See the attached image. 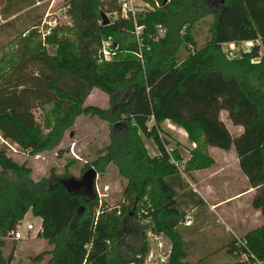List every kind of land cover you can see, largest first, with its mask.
Returning <instances> with one entry per match:
<instances>
[{"label": "trees", "instance_id": "obj_1", "mask_svg": "<svg viewBox=\"0 0 264 264\" xmlns=\"http://www.w3.org/2000/svg\"><path fill=\"white\" fill-rule=\"evenodd\" d=\"M147 1L152 8L135 16L141 24L136 39L131 18L103 22L102 1L67 0L72 37L52 27L42 41L53 44L52 51L29 53L37 64L35 74L0 86L2 139L35 153L57 145L77 115L95 114L109 122V140L90 164L100 171L113 162L127 177L125 206L101 207L96 213L93 189L90 194L67 189L63 177L52 175L34 180L29 167L0 146V234L29 209L40 218L36 234L51 244L44 264H139L147 251L146 229L171 240L159 264H192L184 259L174 228L185 215L184 206H201L204 200L175 165L180 156L174 146H166L159 126L164 118L180 125L191 141L199 140L182 172L212 164L203 145L231 147L248 185L259 190L251 204L264 215V55L251 61L253 48L228 58L220 47L221 41L254 37L264 44V0ZM104 10L118 11V6L108 0ZM205 15L212 18L208 37L196 47L191 30ZM158 25L161 34L155 32ZM107 37L114 52L98 59L100 41ZM181 43L190 48L178 58ZM94 86L107 94L108 107L82 104ZM221 109L241 126L238 133L227 129ZM141 134L152 139L156 153L146 152ZM139 210L145 221L138 218ZM128 225L135 241H126ZM223 247L233 264H249L251 255L264 264V222L239 237L232 235Z\"/></svg>", "mask_w": 264, "mask_h": 264}, {"label": "rangeland", "instance_id": "obj_2", "mask_svg": "<svg viewBox=\"0 0 264 264\" xmlns=\"http://www.w3.org/2000/svg\"><path fill=\"white\" fill-rule=\"evenodd\" d=\"M100 1L103 6L98 10L109 19L112 11L104 10L108 0ZM211 19V15H205L193 23L191 33L196 47L203 45L207 39ZM52 27L58 28V34L72 37L74 27L67 13V0H0V86L6 87L35 74L37 64L29 60V53L42 48L52 51L53 44L42 42L44 34ZM162 31L161 26H155L156 34H161ZM182 43L177 52L178 58L185 55L190 48L189 44L183 46ZM82 104L106 108L109 105L108 96L94 86L89 89ZM44 106L47 107V104ZM33 112L36 119H40V109L35 107ZM219 117L232 135L240 131L241 126L232 124L224 109L219 111ZM161 125L167 129L163 123ZM162 133L168 140L166 146H174L180 158V152L188 156L189 150L199 141H193L194 145L189 150H184L187 147L183 143L164 131ZM175 136L182 140L178 135ZM140 138L149 155L157 152L150 137L141 134ZM108 140L109 122L106 119L95 114H79L64 130L59 144L52 148L34 153L1 137L0 146L4 144L5 152L9 156L28 166L29 175L34 180L50 175L78 178L86 167H93L90 161L103 153ZM58 145L60 146L57 147ZM203 147L205 153L213 160L212 163L216 160V163L209 166L217 167L223 160L224 164L220 167L223 166L224 169L219 172L201 170L197 174L204 177L202 186L198 184L197 188L205 202L201 206H184L185 215L175 226L174 234L179 236L180 247L186 252L184 259L190 263L233 264L234 258L227 255L223 245L232 236V232L239 237L245 231L263 224L264 215L259 208L251 204L252 196L259 193V190L248 185L239 168L234 170L236 157L231 147L227 150L213 145ZM175 165L182 173L183 162L177 161ZM182 177L185 179L183 175ZM126 183V175L119 172L113 162H107L100 171L96 170L93 183V192L97 198L96 213L101 207L125 206L129 197L123 190ZM72 188L76 189L74 186ZM76 190L81 191L82 186ZM215 202L219 204L211 208V204ZM137 213L141 221L146 220L140 210ZM27 220L32 221L34 227L40 222L39 216L32 214L29 209L22 215V221ZM34 227L26 232L22 225L20 236L16 238L7 237L6 231L0 234V264L45 263L51 244L41 234H36ZM124 229L126 241H135L133 226L128 225ZM40 230L41 228L38 232ZM145 239L147 251L143 259L146 264H159L161 258L164 260L170 250V238L163 232H151L146 229Z\"/></svg>", "mask_w": 264, "mask_h": 264}, {"label": "built area", "instance_id": "obj_3", "mask_svg": "<svg viewBox=\"0 0 264 264\" xmlns=\"http://www.w3.org/2000/svg\"><path fill=\"white\" fill-rule=\"evenodd\" d=\"M114 2L118 6V11L112 10V15L108 20L113 19L115 17L131 18L133 21V32L137 39V34L140 31L141 24L135 23V16L138 12L151 9L153 5L147 0H114ZM154 4H157V2L155 1ZM110 43L111 40L109 39V37L103 38L100 41V45L98 47V59H108L111 56V54L114 52V46H111ZM220 47L222 52L228 58L240 56V54L242 53L250 52L253 48H255L256 53L251 57V61H257L259 56L264 55V44L259 37L221 41ZM137 54L140 56L139 52H137ZM22 225H24V230L26 232L34 227L32 221L27 220L23 222L22 217H20L16 219L12 224L11 228L6 231V236L12 238L19 237ZM39 229L40 222L34 227V231L37 232ZM238 242L243 243L242 241ZM240 257L245 258V253H241ZM162 260L163 258H161L160 262ZM127 264L133 263L128 262ZM139 264H146L145 259H143L142 262ZM249 264H262V262L251 255Z\"/></svg>", "mask_w": 264, "mask_h": 264}, {"label": "crops", "instance_id": "obj_4", "mask_svg": "<svg viewBox=\"0 0 264 264\" xmlns=\"http://www.w3.org/2000/svg\"><path fill=\"white\" fill-rule=\"evenodd\" d=\"M164 124V126L167 128V129H164L163 127H162V125L161 124ZM159 126H160V128H161V131L163 132H166V133H168V134H170L171 136H173L177 141H180L181 143H183L187 148H183L184 150H189L193 145H194V143H193V141H190L189 139H188V137H187V134H186V132H185V130L180 126V125H178V124H176V123H174L173 121H171L170 119H168V118H164V119H162L160 122H159ZM161 132V133H162ZM163 134V133H162ZM175 134L176 135H178L182 140H184L185 142H183L182 140H180L178 137H176L175 136ZM164 135V134H163ZM59 144V143H58ZM60 145H58L57 147H59ZM180 155L182 156V158H180V161H184L185 159H187V157L189 156H184V154L183 153H181L180 152ZM179 161V162H180ZM224 161L222 160L221 161V163L217 166V167H214V168H211L210 166L209 167H202V168H195V169H191V170H189L187 173H181V175H183L184 177H185V180L187 181V183H188V186L189 187H191L197 194H199L201 197H202V199L204 200V202H205V199L203 198V195H202V193H201V191L197 188V185L198 184H201V186H202V183L204 182V177L203 176H201V175H199V176H197V174L202 170H211V171H213V172H219L220 170H223L224 169V167L222 166V167H220L221 166V164H224L223 163ZM214 163H216V160L212 163V164H214ZM234 170L236 169L237 170V168H238V165H237V161L235 160V163H234ZM185 175H187V177L185 176ZM244 175V174H243ZM190 176V178H188ZM192 177V178H191ZM251 187V186H250ZM227 201V200H226ZM219 203H217V202H215V203H213V204H211L212 206H211V208H214V207H216L217 205H218ZM232 235H235L233 232H232Z\"/></svg>", "mask_w": 264, "mask_h": 264}, {"label": "water", "instance_id": "obj_5", "mask_svg": "<svg viewBox=\"0 0 264 264\" xmlns=\"http://www.w3.org/2000/svg\"><path fill=\"white\" fill-rule=\"evenodd\" d=\"M103 22H107L108 18L104 17L101 12ZM96 174L95 169L92 166L86 167L78 178H60L62 184L67 188L73 190V186L76 189H79L81 186L85 188V191H82L84 194H90L93 189L94 176ZM90 192V193H89ZM262 201L264 203V192L262 194Z\"/></svg>", "mask_w": 264, "mask_h": 264}, {"label": "flooded vegetation", "instance_id": "obj_6", "mask_svg": "<svg viewBox=\"0 0 264 264\" xmlns=\"http://www.w3.org/2000/svg\"><path fill=\"white\" fill-rule=\"evenodd\" d=\"M81 191H85V188L84 187H82V190Z\"/></svg>", "mask_w": 264, "mask_h": 264}]
</instances>
